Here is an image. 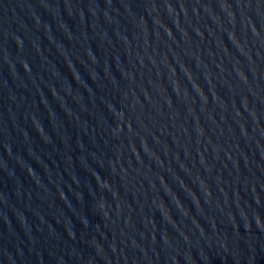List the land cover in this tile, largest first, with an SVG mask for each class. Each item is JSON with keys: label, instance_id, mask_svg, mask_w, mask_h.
Returning <instances> with one entry per match:
<instances>
[{"label": "water", "instance_id": "water-1", "mask_svg": "<svg viewBox=\"0 0 264 264\" xmlns=\"http://www.w3.org/2000/svg\"><path fill=\"white\" fill-rule=\"evenodd\" d=\"M0 264H264V0H0Z\"/></svg>", "mask_w": 264, "mask_h": 264}]
</instances>
